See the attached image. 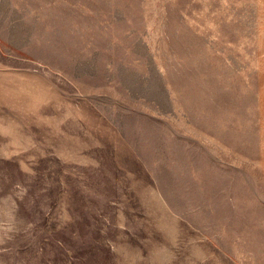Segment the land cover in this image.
I'll return each instance as SVG.
<instances>
[{
  "label": "rangeland",
  "instance_id": "374dc122",
  "mask_svg": "<svg viewBox=\"0 0 264 264\" xmlns=\"http://www.w3.org/2000/svg\"><path fill=\"white\" fill-rule=\"evenodd\" d=\"M0 264H264V0H0Z\"/></svg>",
  "mask_w": 264,
  "mask_h": 264
}]
</instances>
